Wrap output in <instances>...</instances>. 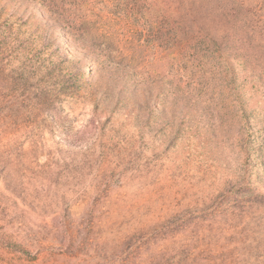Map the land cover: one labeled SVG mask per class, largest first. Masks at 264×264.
Instances as JSON below:
<instances>
[{
	"label": "rangeland",
	"instance_id": "obj_1",
	"mask_svg": "<svg viewBox=\"0 0 264 264\" xmlns=\"http://www.w3.org/2000/svg\"><path fill=\"white\" fill-rule=\"evenodd\" d=\"M0 264H264V0H0Z\"/></svg>",
	"mask_w": 264,
	"mask_h": 264
}]
</instances>
